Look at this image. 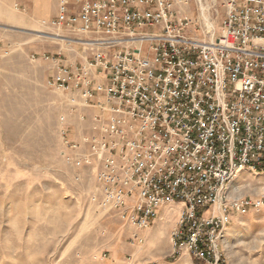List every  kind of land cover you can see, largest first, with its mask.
Wrapping results in <instances>:
<instances>
[{"label": "built area", "instance_id": "2783aa9c", "mask_svg": "<svg viewBox=\"0 0 264 264\" xmlns=\"http://www.w3.org/2000/svg\"><path fill=\"white\" fill-rule=\"evenodd\" d=\"M56 1L42 24L90 53L48 82L92 110L81 139L61 130L66 162L93 170L94 204L139 230L178 204L174 254L226 264L232 210L264 206L229 197L242 172H264V0Z\"/></svg>", "mask_w": 264, "mask_h": 264}, {"label": "rangeland", "instance_id": "374dc122", "mask_svg": "<svg viewBox=\"0 0 264 264\" xmlns=\"http://www.w3.org/2000/svg\"><path fill=\"white\" fill-rule=\"evenodd\" d=\"M40 32L80 38L0 0V264H204L173 252L178 204L161 206L152 226L139 230L91 200L94 171L66 162L61 134L67 129L69 139H81L90 116L73 108V100L81 102L78 91L48 83L59 60L83 63L90 53ZM239 182L246 186L242 198L264 199V172L244 171ZM229 228L226 264H264V206L245 214L232 210Z\"/></svg>", "mask_w": 264, "mask_h": 264}, {"label": "crops", "instance_id": "0c3cea01", "mask_svg": "<svg viewBox=\"0 0 264 264\" xmlns=\"http://www.w3.org/2000/svg\"><path fill=\"white\" fill-rule=\"evenodd\" d=\"M21 5L33 20L48 22L57 15V1L56 0H9ZM88 114L92 110H85ZM81 123V122H79ZM76 133V132H75ZM73 135H76L73 133ZM190 256V255H189Z\"/></svg>", "mask_w": 264, "mask_h": 264}, {"label": "bare ground", "instance_id": "6f19581e", "mask_svg": "<svg viewBox=\"0 0 264 264\" xmlns=\"http://www.w3.org/2000/svg\"><path fill=\"white\" fill-rule=\"evenodd\" d=\"M202 16H203V18L205 19V21H206V23H207V25L209 26V27H211V25H213V22L209 19V17H208V9L207 8H205V7H202ZM16 17V16H15ZM38 35L39 36H44V37H46V38H51V39H53V40H56V41H61V42H63V43H65V42H68V39H66V37H62V36H60V35H57V34H52V35H49V33H43V32H40V33H38ZM72 42H74V40L72 41ZM75 43H77V42H75ZM78 44V43H77ZM256 175H258V174H261V173H256V172H254ZM239 178H240V176L235 180V181H233V183L230 185V193H229V197H232V198H234V199H239V198H242V196H244V190H245V188H246V186H244V182H242V183H238V180H239ZM249 187V186H248ZM248 190V189H247ZM262 192H264V187L263 188H261L260 189ZM180 214V212L178 213V215ZM227 230H228V233L230 234V231L232 230L231 228H227L226 229V233H227ZM226 236V235H225ZM224 241H225V238H224V240H223V243H224ZM225 244H226V246H228V241L226 240L225 241Z\"/></svg>", "mask_w": 264, "mask_h": 264}]
</instances>
